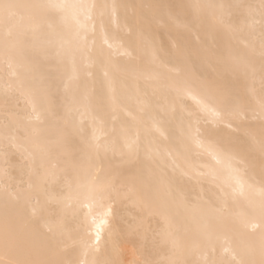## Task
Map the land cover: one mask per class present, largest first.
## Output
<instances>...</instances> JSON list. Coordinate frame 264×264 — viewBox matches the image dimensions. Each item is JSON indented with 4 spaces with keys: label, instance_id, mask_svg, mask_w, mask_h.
Segmentation results:
<instances>
[{
    "label": "bare ground",
    "instance_id": "1",
    "mask_svg": "<svg viewBox=\"0 0 264 264\" xmlns=\"http://www.w3.org/2000/svg\"><path fill=\"white\" fill-rule=\"evenodd\" d=\"M0 264H264V0H0Z\"/></svg>",
    "mask_w": 264,
    "mask_h": 264
}]
</instances>
